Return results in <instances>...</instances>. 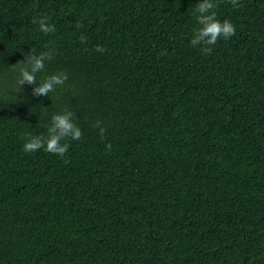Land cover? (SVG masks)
<instances>
[{"label":"trees","instance_id":"16d2710c","mask_svg":"<svg viewBox=\"0 0 264 264\" xmlns=\"http://www.w3.org/2000/svg\"><path fill=\"white\" fill-rule=\"evenodd\" d=\"M199 2L0 0V264H264V0Z\"/></svg>","mask_w":264,"mask_h":264},{"label":"clouds","instance_id":"9594fccd","mask_svg":"<svg viewBox=\"0 0 264 264\" xmlns=\"http://www.w3.org/2000/svg\"><path fill=\"white\" fill-rule=\"evenodd\" d=\"M233 4H236V0H233ZM214 7L213 0H200L196 5L195 12L197 13V20L199 21L201 27L194 33L191 40L192 44H197L198 41H203L206 45L215 44L218 37H224L225 39L233 35L235 31L234 25L225 19L220 21L215 19V13L209 12L208 10ZM37 22L40 24V27L43 28L46 32L48 28H45L43 20L39 19ZM51 31H55V26L51 25ZM81 39H85L83 35ZM98 50L99 49L98 46ZM203 51H210L209 48L202 49ZM43 66L42 59L37 57L34 58V67L33 72ZM21 78L20 82L32 83L34 81V75L32 72L23 70L21 67ZM52 82H45L36 91L40 94H47L53 87V82H59L57 76L51 78ZM69 129H72L70 137L72 139H78L81 134L78 129H76L72 123L67 119L65 115L57 114L53 117V123L48 130L47 138L41 136H33L24 143V151H36L40 148H44L45 151L53 152L56 154L62 155L68 148V144L60 143V141L67 137ZM103 131V130H102Z\"/></svg>","mask_w":264,"mask_h":264}]
</instances>
